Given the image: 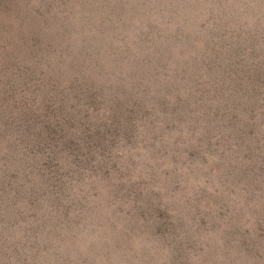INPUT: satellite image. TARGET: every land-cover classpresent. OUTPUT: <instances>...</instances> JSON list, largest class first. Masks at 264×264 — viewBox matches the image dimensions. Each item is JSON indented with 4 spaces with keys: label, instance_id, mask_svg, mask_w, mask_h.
Masks as SVG:
<instances>
[{
    "label": "rangeland",
    "instance_id": "374dc122",
    "mask_svg": "<svg viewBox=\"0 0 264 264\" xmlns=\"http://www.w3.org/2000/svg\"><path fill=\"white\" fill-rule=\"evenodd\" d=\"M0 264H264V0H0Z\"/></svg>",
    "mask_w": 264,
    "mask_h": 264
}]
</instances>
